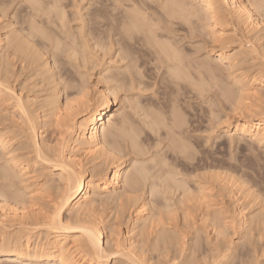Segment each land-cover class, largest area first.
Segmentation results:
<instances>
[{"label":"bare ground","instance_id":"1","mask_svg":"<svg viewBox=\"0 0 264 264\" xmlns=\"http://www.w3.org/2000/svg\"><path fill=\"white\" fill-rule=\"evenodd\" d=\"M6 1L9 2V0H6ZM15 1L13 0L11 4L15 3ZM76 1L80 2L82 0H76ZM22 2L23 4L24 2L28 3L27 7L28 6L30 7V9L28 8L29 12L32 11V12L39 13V11L41 12L42 9L45 10L43 6L45 2H42V0H21V3ZM60 2L61 0H50V1L48 0L46 2L47 4L46 5L44 4V5L47 6L46 8L47 15H48L49 10L50 12H53L54 10V12L56 13V14L54 13L56 15L55 21H58L57 24L59 23L58 25L57 24L56 25L58 27L60 25L61 28H65V25H67V23L69 22L66 21L65 19L66 13L65 11L61 10L63 6L60 4ZM87 2L89 3V7L87 10L88 11L87 13L88 21L91 25V31H90L91 33L88 35H90L89 36L90 41H92L93 39L95 40L93 44L91 46L88 45L89 40H84L86 36L82 37L83 41H75L74 34L70 32V29L69 30L67 29L64 33H65V39L68 38L69 39L68 41H61L59 40L57 36H56L57 37V40H56V37L54 36V40L56 41L54 40L48 41L49 44L46 43V41L44 42L45 44L48 45V47L46 45L45 46L42 45L45 47L44 49L46 48L48 49L50 47V49L52 50V51L51 50L49 51L51 52V54L48 52L49 56H46L47 54L41 51L43 48H40V49L37 48L38 46L35 45L36 43H34V41H31L32 40L31 37H33L32 36L33 32H34L33 35L35 34L34 35L35 37L37 36L35 32H37V34L40 33V35L45 34L42 31L40 32V30L37 27L33 26V24H36V20H34L33 18H36L35 16H38V15L37 14L31 15V13L30 14L27 13L31 16L35 15L32 18L33 20H31L33 22L30 21L31 18L28 17L29 15H26L27 18L25 19L26 21L27 19H29V21L31 22L30 23L27 21L26 24L27 25L30 24L31 29L30 28L29 29L30 31H33V32L31 33L29 32V34H26V32L29 30H26V31L24 30L25 34H23V32L20 31L21 28L20 30H18V28H13L14 26V23H12L13 21H10L11 19H7V17L11 15V12L10 14L7 13L8 12L7 10L9 9L10 11V8H11L10 3L9 4H5V2L0 3V7H3L0 10V106L7 107L8 105L9 107H11L12 105L13 107L17 108V110L19 111L20 117L18 115V111L17 113L14 110L12 111L15 112L14 115L17 114L19 119L21 118L22 120L21 122H23L24 124V125L21 124V127H19L20 130H17L20 132V135L18 134L17 137L18 136L20 137L21 134H23V132L25 133V131H26L25 134H27L26 137L28 136L27 138L28 144L25 147L22 145L23 147L20 146L22 148H16V147H19L20 145L19 144L18 146H15L14 148H12L13 150L11 149L9 150L8 146L11 145L12 139L14 137L16 139V136H15L16 134L13 135L14 131H12L14 128H16V125H15L16 121H15V124H12V125H15V127L12 129L13 126H11V123L13 120L9 118V122L12 120L11 123H9L7 120V124L11 126L10 127L12 129L11 131L8 130L6 133V131H4L5 129L3 130L0 129V230H1L0 231V264H117L119 257H121L119 260V263L121 262L122 257H123L127 261L131 262V264H147L148 260H146V258L144 257L145 252L150 253V251H154L155 253L154 252L153 253L158 256V253H163L167 251L169 252L168 255H170L171 252L168 250L169 246L171 247L172 243H174L171 248L177 247L179 244L176 245V243H178L180 240L182 241V236L184 234L182 236L181 234H179L180 236L178 235L179 230H181V228L179 229L177 227L178 224L177 226L173 225L174 227L176 226L178 228V232H176V230L165 228V225L167 223H163L164 224L163 225L161 220H163L164 218L165 219L167 218L164 215L168 214L170 216L169 214L170 210H172L171 213H173V211H176V213L174 212V214H177V211H180L182 209L185 202L193 203L192 200L195 199L196 197L200 200V197H202L201 195L204 194V191L207 189H205L206 187L204 185H202V188L200 186V190L202 193L199 192L200 190H197V192L201 195L200 197L196 196L195 195L197 194L196 192L193 193L189 191L190 189L189 187L187 188L186 186L187 180L186 179L183 180L184 179L183 172L178 170L179 167L183 165V161H182L183 154H184L183 152H187L186 150H188V148L186 146L188 144L184 143L185 140L183 138V128L186 125L184 123V127H183V115H182L183 112L182 114H180L177 108L179 105H178V99H177L178 97H176V95H178V90L180 88L182 89L181 83H183V80L185 78L187 79L188 76L190 77V75L187 72H185L186 64L184 63L183 50L179 46V43H178L179 41L177 43L173 41L174 36L172 35L174 34H172V31H171L172 26L169 27V25H171L170 20H173V21L178 20V21H181V23L184 22L189 25H195V26L197 25L198 29L200 28V29H203L202 31H207V33L206 32L205 33L210 36L211 41L217 42V45L219 42L221 44V42H224V41L225 43L226 41L227 42L232 41V43L236 41H240V43H238L237 46L232 49L234 52L231 51L233 52L231 55L225 53L228 48H226L225 44H223L224 46L222 45L221 46L222 48L220 47V54L217 56L215 60L217 61L215 65H217V63L218 64L220 63L219 65L223 64L226 66L229 72L227 76L228 79H230L229 87L231 86V88L227 86V83L229 81L224 82L222 80L223 82H221V80H219L220 79L219 75H217L218 73L215 72L217 70H215V68L212 67L213 66L211 65L212 63L208 64L209 62L205 61V63L203 62L204 64L203 63L200 64L201 67L200 66L198 67L203 69V71L205 72V75L207 76V77L205 76L206 78H209L210 81L214 82L212 83V86L213 87L217 86L220 89L219 91L221 94L219 96H222L224 101L229 100V102L231 103L234 101L235 102H242V101L250 102V108L244 107L245 114L248 113V116H246V118H243L244 116L240 118L239 121H237L233 125L230 131H226V130L225 131L228 133L230 132L231 134H236L240 138H246L249 141L258 144L259 146L264 145V114L262 112H260V114H257L259 112V109L260 110L262 109L261 108L263 107L262 105H264V100H262V96L264 97V95L262 94L261 96L258 93L259 91L264 89V0H87ZM50 14L52 13H49L48 16H50ZM155 15L161 16L163 18L166 17L167 19H164L163 21L162 20L163 18L162 19L158 18V19H161L163 21L162 22L161 20L160 21L157 20L158 16L156 18H153V16L155 17ZM24 17L25 15L23 16V18ZM49 19H52V17L50 16ZM165 20H168L170 23L168 24V22ZM51 21H54V20H51ZM173 21H172V24H174ZM54 22H51V23L53 24ZM164 22H167L166 24L168 25V27H166L167 25L164 24ZM160 23H163L165 27L164 26L162 27ZM22 26H23V23H22ZM169 28H171V30ZM227 28H229L230 30H228ZM37 29L39 30V32ZM228 33H231V35L227 36ZM77 34L78 35L80 34L79 36L83 34L82 28L81 29L79 28ZM238 36L240 38L239 39L237 38L238 40H236V37ZM47 37H50V36L48 35ZM97 39L99 41H96ZM240 39L245 40L246 43L248 44L245 46H248V47H245L244 45H242ZM128 41L132 43L136 41L134 44H139L143 48L144 47L147 48L148 51L146 50V52L151 54V55L149 54L147 55L151 57L153 56L152 61L157 62L155 63L157 64L156 65L157 66L156 69H158L157 72H159V69L164 68L165 74H167L168 76V77L166 76L165 77L168 78L167 79L168 83L173 86V89H172L173 91L171 90V92L175 95V97L170 98L168 102V107H165L166 109L165 112L163 110H160L161 106H160V109H157V110L154 108H151L154 110H151V109L148 110V108L144 110L143 108L139 109L140 106L137 107L138 108L137 110H140V111H142V109L144 110L143 111L144 120L143 118L142 120L143 121L146 120L144 122V127L149 130V134L147 133L148 136L150 134H154L153 136L156 137V135L160 133L159 134L160 139L162 138L163 141L164 140L167 141L166 148H165L166 151L163 153V155L161 154L160 158L157 159L158 161L156 164H155L156 158H152V157L151 159L150 157L149 159L145 158L146 161L148 160V162L149 160H152V161L154 160L152 167L150 165L149 167L145 165L146 161L145 159H143V157L147 155L146 149L143 148L142 146L143 142L139 139L140 133L138 132L139 133L138 134L137 132H135L136 128L134 131V128L132 127L130 123L132 121L129 122L126 119L128 116L125 117V114L124 116L122 114L121 115L119 114L120 117H118V115H115V112H113V107L117 105L115 104L116 102L115 100L117 99L116 92L118 89L121 88L120 83L121 82L126 83L125 81L123 82V79L125 78H122V79L119 78V76H123L122 72L117 71V69L119 70L121 67H116L117 68L116 72L114 71L112 72L111 67L108 63L109 66L100 71V74L98 75L99 79L96 80V85L94 84L96 87H93L95 89L93 100H90L86 97V94L88 95L86 91L89 88L87 86L89 85H88V80L85 82H83V80H84V76H87V75H84L83 77L79 76V79L76 78V80H81L82 78L83 80L81 81L84 83L83 85V83L81 84V82L78 81L80 85L78 84L79 86L78 85H77L78 87L76 86L77 87L76 88L77 90L75 89L76 93L78 96H80L78 99L72 100L73 97H71V100H70L69 99L70 96L67 97L68 96L67 95L62 100L61 92L64 93V89L62 90L61 89L62 87L61 88L55 87L57 86V84L62 85L60 84L61 82L56 80L57 77L55 78L56 73L54 72L55 71L54 64L58 60V58L60 59L62 57L60 59L61 61L58 60V63L64 62V64H66L67 61L70 64L72 61L75 62L76 60H79V58H81L82 60H85V56L83 54H85L86 50L87 49L95 50V48L99 49L104 54L106 53V51H108L109 53V50H113V48L115 50L117 47L118 49L115 50L114 52H117V55L116 54L115 55L118 57L119 63L122 61L124 62L125 60L127 62L128 60V62L125 64L123 68L124 71L128 70L131 73L134 72L135 74L132 73L133 76L140 75L139 78H142V77L144 78V76H142L143 74H140L141 65L137 64L138 63L137 61H139L138 58H135L134 56H132V53L136 51L133 48V46L135 45L132 43H130L129 45ZM139 45H138V48L141 47ZM78 48H81V51H79ZM140 49L142 50V48ZM141 50H139L138 52H140ZM141 52H140L141 54H144L143 51ZM62 54L67 58L64 61H63V56H61ZM106 54H104V56ZM50 57L52 58L51 59L52 62L50 61ZM12 59L16 60V62L20 64L19 65L20 69L21 67L25 68L28 66L30 67L32 66V69L34 70L32 72H35V75L39 76L41 80L44 81V83L47 82V85L44 86L42 81L38 78L40 80V83L43 84V86L40 84H37L36 86L35 82L38 79L37 80L34 79L37 77L31 76L30 74L32 72L30 73V70H28L30 73L28 75L30 76L29 79L35 80L34 85L36 87L32 85L33 87L32 89L35 90V88H37L38 85H40L41 87L40 86L39 87L42 88V92L40 90V93H42L43 95L46 93V95H44L43 97L40 95L38 96V94H40L38 92L36 93L37 95L36 97L34 94V97L36 98V100L34 101L33 99L28 98L30 97V95L28 97H26L27 95L21 96L22 94L20 93L23 92V89L21 90V88H23L22 86L20 87L21 92L19 89H18L19 92L17 90L18 93L16 92V90H14L13 88L14 87L13 84H15L13 83L15 82L13 81L15 80L14 77L15 76L16 78L20 77L19 73L21 72L15 71V73L19 74L18 76L13 72L14 77H12V79L13 78L14 79L12 80L13 82L10 81L12 74L9 73V71L11 70L12 65L10 64L11 66H9V62L10 63L12 62L13 64L14 60ZM16 62L14 64H17ZM150 63L152 62L150 61ZM241 63L243 65L246 64V66L248 65L247 66L248 72L246 70L247 73L245 72L242 73V71L246 69L245 67V69H242V71L239 72L241 70L240 68V70L238 71L239 74L231 73L232 72L231 70H233V68L235 69L238 66L241 67L242 65ZM7 66H9V71H7L8 70ZM14 66L15 65H13L12 68H15ZM19 66L17 65L18 68ZM70 66L72 65L70 64ZM23 71H26V70H23ZM234 71H236V69ZM127 73H125V75ZM126 78L128 79V77ZM228 79L226 78L225 81ZM128 82H130L129 86L132 87L135 81H133L130 77ZM111 83L113 84V86L110 85ZM140 83L139 85L137 84L138 87L140 86ZM163 83L165 82L163 81ZM224 83H226V85ZM207 84L209 85V83ZM213 84L216 86H214ZM222 84L226 87H223ZM197 86L201 88L200 87L201 83L200 85L198 83ZM43 87L44 88L49 87V88H45V90L47 89L45 92ZM66 88L68 89L69 87L67 86ZM141 88L142 87H140V89ZM72 89H73V86H72ZM128 89L129 88H127V90ZM31 90H29V92ZM43 90H44V93H43ZM201 92H203V90H201ZM219 99L216 98V100H219ZM3 113H5V110L2 112V115ZM9 113L8 115H10ZM261 113L263 115H261ZM6 116H4L3 119H6L7 118ZM116 117L120 119L117 120ZM0 118L2 117L0 116ZM3 119L2 120L0 119L1 121L4 122V124L0 122L1 126L6 125L5 123L6 120L4 121ZM17 121H20V120H17ZM142 123L140 122V124ZM18 124L19 123H17V125ZM49 125L51 126V129L54 130L53 132H55V130L58 132L59 136L63 135L64 137V134H67L68 137L60 139V142L58 141L56 145L52 146L51 141H48L44 138L42 139V133L45 130L44 127L48 128L50 127ZM3 128H5V126H3ZM6 128L8 129L9 126H7ZM42 128L44 129L43 131H42ZM225 128H228V126H226ZM8 132H12L11 135L13 136L12 138L5 140L4 135L6 134L7 136ZM25 134H23V136ZM159 137H158V142H159ZM234 138H230L231 142H232V139L234 140ZM152 139L154 140V138ZM16 140H17L16 143H18L19 142L18 139ZM19 140L22 141L23 139L22 140L19 139ZM23 141H26V139H24ZM12 142L15 144L14 141ZM159 145H157V147H159ZM75 152H81L83 153V155L90 157V161H88V163L90 165L92 164L91 167L84 168L85 165H82V162L75 156L74 154ZM77 154L78 153H76V155ZM125 156L131 157V159L129 160L130 162H132V165H131L132 169L131 167L126 166L127 161H123V158ZM33 161L41 163L46 168L50 167L52 169L51 173L49 174L50 178L46 179L47 181H45L46 183L43 184L42 190L55 189L57 194L53 199L49 200L51 203L50 202L48 203H50L51 207L45 211L42 210L44 208L39 209L37 212L34 211L33 207L35 206V203L33 200L34 198L32 197L34 194L32 195L31 193L23 194L21 193L22 192L21 190L20 192L19 190L16 189L17 187L14 188L15 178L17 179V182H20L22 184L24 183V181H26V178L29 179L30 175L31 176L32 174L34 175L33 168L35 166L33 168L31 166V163ZM181 162H182V165L180 166ZM39 163H36V164L39 165ZM155 165H156V168L158 166L159 167L158 169H156L157 171L154 170L155 172L153 173V171H150V169L151 168L152 170L153 168L155 169ZM169 165H170V169H169ZM171 165L175 166V167L173 166L174 170H171L172 169ZM55 172L57 173L54 174ZM55 177L56 179H54ZM209 178L211 179V177ZM232 181L228 182V185L226 183L227 185L226 189L230 191V192H227L226 194L228 195V193H231L230 194L231 198H233L234 200L233 202L236 204L235 206H237L235 218L238 220V222L236 225L234 224V226L236 227L238 225L239 227L237 228L238 229L240 228L239 231H241L243 228L244 235L246 231H250L251 232L250 234H252L254 229L250 227L253 225L254 219L252 218L253 216L250 217L252 213L250 214V211L248 210V206L251 204L250 202H247V203L242 202L243 197L242 195L240 196L239 194L240 188L234 181L233 182ZM25 186L26 185H24V187ZM147 187L149 189V192H148L149 196H148V193H146L147 194L146 196H148V198L150 196L156 199L160 198L161 203L165 204L163 207L164 211L162 207H160L161 204H159V206L157 207L158 209H157L156 203L154 204L151 201L155 205V207L150 206V198L148 200L145 197L144 192L142 193V191ZM223 188L225 189L224 186ZM22 189H27V188H22ZM190 192H191V195H190ZM206 192L207 191H205V193ZM102 195L104 196V198H102ZM192 195L195 196V198H193ZM189 196L190 197L192 196V199ZM100 197L102 198L100 202L108 203L109 205L113 204V206H115L113 207L115 208V214L113 213L115 220L119 219L118 218L119 216L121 215L123 216L124 214H126L128 210L130 211L128 213L132 215V222L130 221L131 222L130 227H127V229L124 230V232L121 235V238H118L117 236L118 231L116 230L115 225L110 224L109 222L107 224L103 223L102 219L100 220L98 216H96L97 214L96 215L94 214L97 212L95 210L96 209L95 205L96 203H98L97 198H100ZM197 198L195 200L196 202L198 200ZM203 200H204V197H203ZM170 203H172V205H170ZM254 203L253 205H257ZM173 204L180 205L181 208L179 206L176 207L177 206L176 205L174 206L175 207V210H174ZM210 206L209 208H211ZM171 207L173 209H171ZM176 208L178 210H176ZM209 208H207V210H209ZM187 209H189L188 206H187ZM187 209H185L186 210L184 211L185 213L183 212V209L182 211H180L181 214L183 213L184 215L186 214V217L182 215L183 219H185L183 223L186 222V225L184 224L185 226H188L189 223L192 224V222L187 223L186 221L190 213L188 212ZM220 209L221 208L212 210V213L215 211L214 214L216 215L213 214L214 215L213 216L211 213L212 215L211 219L210 217H207L208 221L210 220L209 224L207 220L205 221L203 219L204 223L201 224V226L206 225L204 227L205 230L202 227L203 232L205 231L206 234L209 233V231L207 232V230L211 226L210 228L212 229L215 228V230H212L214 232L212 234L217 235V237L220 236L221 232L216 231L217 226L226 225V224L223 225L224 223L222 221L224 216H220V217H223L222 219H220L219 216H217V214L220 212ZM249 209L253 210L252 207L251 208L249 207ZM167 210L169 211L167 212ZM194 210L197 211L198 209H194ZM207 212H210V211H207ZM260 212L258 211L259 214H261ZM203 213L204 212H202L201 216H203ZM221 214H223V211ZM255 214H257L256 211H255ZM256 217H257L256 218L257 221L255 222V225L257 224V222L260 221V219L258 220L257 215ZM262 217L263 216H261V220H262ZM225 219H228V218L225 217ZM220 221H222V224ZM259 224L260 223H258L256 229L260 227ZM249 225L251 226L249 227ZM255 225H253L254 228H255ZM260 225H262V223ZM245 226H248L249 229L244 231ZM13 227L19 228V230L15 231L16 228L14 229ZM192 227H193L192 225L188 227V230L189 229L192 230L189 232L190 235L191 233L192 235H194L195 234L193 233L194 231L197 233V231L194 230L197 227L195 228L193 227L194 229ZM206 227H207V230H206ZM202 229L200 233L198 232L199 234H201ZM220 229L222 230L223 227H220ZM238 229L236 230L235 228L236 231H238ZM184 230H185L184 232H186V227H184ZM197 230L199 231L200 228L199 229L197 228ZM223 230H224V232H222L223 236L224 234L227 235V232H228L227 229L224 228ZM199 234H197L198 237H200ZM197 236H196V239H197ZM205 236L206 235L204 234V237ZM193 237H191V239H193ZM207 237L208 239L209 237L211 238V236H207ZM185 239L186 240L189 239V243H185L184 241H182V243H185L186 247H187V244L188 246L191 245V242H190L191 239L187 237ZM214 239L216 242V238ZM220 240H218L219 243H216L218 244V247L216 248L218 249L223 248L224 250V246L226 243V242L224 243L225 239L223 241V244H224L223 247L219 246V244H221ZM181 241H180V246L182 245ZM205 241L206 239H204V242ZM229 241L231 240L229 239ZM248 241H250V236H249V239H247V244L249 245ZM213 242L214 241H212V247L216 249L214 247L216 246V244L215 243L213 244ZM208 243H211V241L210 242L208 241ZM208 243H205V245L207 246ZM197 244L200 245L201 243L200 242L198 243L196 241V246ZM231 244L232 243H230L229 245L231 246ZM185 245H183V247ZM229 245H227L228 248L230 247ZM210 247L211 245L209 246V250L211 251L212 247L211 248ZM228 248L226 249L225 247V250H227V253L233 250L232 249L231 251L228 252ZM192 250H193V253H191L192 255L190 254L191 259L193 255H195L194 249ZM223 250L221 254L222 258H223V255L226 253V252L224 253ZM188 251L191 252V249H188ZM218 251L221 253L220 249ZM198 252L201 254L202 252L201 246L199 247ZM184 253L185 251L183 252V254ZM215 253H217L215 254L216 256L218 255L220 257L217 251ZM227 253H226L225 258H227V260L229 261L230 259H228V256L230 258V255L229 254L227 255ZM208 254L212 256V254L214 253H207V255ZM162 255H164V253ZM207 255L205 254V257H207ZM148 256L150 255L148 254ZM186 256L187 258L186 257L185 258L188 259V254H186ZM163 257L166 258L165 255ZM167 257L169 258V256ZM214 257H213L214 260H212L210 263L209 256H208V261H209L208 264L209 263L210 264H221L219 262V260L222 261L220 259L221 257L220 258L217 257L219 258L218 261L216 260L217 258H214ZM201 258L202 257H200V261H201ZM233 258L235 259V257ZM147 259L150 260V258H147ZM193 259H194V262H196L195 259L197 258L193 257ZM203 259L201 262H199V264L201 263L204 264ZM223 260L225 261L226 259L223 258ZM115 261L117 263H115ZM124 261H123V264L125 263ZM159 261H160V258H159ZM228 261H226V264ZM173 262H175V260ZM197 262H198V259H197ZM165 263H166V260H165ZM183 264H186V263L183 262ZM190 264H192L191 260H190ZM205 264H207V261H205Z\"/></svg>","mask_w":264,"mask_h":264},{"label":"rangeland","instance_id":"2","mask_svg":"<svg viewBox=\"0 0 264 264\" xmlns=\"http://www.w3.org/2000/svg\"><path fill=\"white\" fill-rule=\"evenodd\" d=\"M3 1V2H2ZM12 1L13 0H9V2L8 1H6V0H0V3H4L5 2V4H9L10 3V7L12 8H10V11H9V9L7 10L8 12L7 13H9L10 14V12H11V15L9 16V17H7V19H11L10 21H13L12 23H14V26H13V28H18V30H20V28H21V32H23V34H25V31L26 30H29V31H27L26 32V34H29V32L31 33V32H33V31H30V24L29 25H27L26 23H27V21L28 22H30L31 20H36V24H33V26H35V27H37L39 30H40V32L42 31V32H44L45 34H47V35H40V33H38L37 34V32H35L36 33V37L33 35V33H32V36L33 37H31V41H34V43H36L35 45H37L36 47L37 48H43L41 51H43V52H45L47 55L46 56H49V53L51 54V52H49L51 49H50V47L47 49H44L45 47V45L48 47V45L47 44H45L44 42L46 41V43H48V41H53L54 40V36L56 37H58L59 38V40H61V41H68L69 39L67 38V39H65V31L68 29H70V32H72L73 34H74V36H75V41H83V36L85 37L84 38V40H89V42H88V45H92L93 44V42L95 41L94 39L92 40V41H90V39H89V36L90 35H88V34H90L91 32V25H90V23H89V21H88V15H87V13H88V7H89V3L87 2V0H82V1H76V0H61V2H60V4L63 6L62 8H64V9H62L61 8V10H63V11H65V16H66V21H68L69 23H67V25H65V28H61V26L59 25V27L57 26L58 24H57V22L58 21H55L56 20V13L54 12V10H53V12H50V10H49V12H48V15H49V13H52V14H50V16L52 17V19H49L50 18V16H48L47 14H46V8H47V6H45L47 3V1L48 0H42V2H45L44 4H43V6H44V9L45 10H43V12H42V10H41V12L39 11V13H36V12H32V11H30L29 12V9H30V7L28 6L27 7V5H28V3L27 2H24V4H23V2L21 3V0H14L15 1V3H13V4H11L12 3ZM18 1V2H17ZM50 1V0H49ZM6 2H8V3H6ZM16 5V6H15ZM17 5H19V6H17ZM24 5V6H23ZM26 5V6H25ZM3 7H0V10L2 9ZM27 10H26V9ZM29 8V9H28ZM43 8V7H42ZM17 9V10H16ZM50 9V8H49ZM12 10H14V11H12ZM32 10V9H31ZM52 10V9H51ZM21 12V13H20ZM27 13H31V15L32 14H37L38 16H35V15H33V16H31V15H29V14H27ZM55 13V14H54ZM77 13H79V14H77ZM8 14V15H9ZM21 14H22V16H21ZM54 14V15H53ZM14 15V16H13ZM25 15V17L23 18V16ZM26 15H29L28 17L29 18H31L30 19V21H29V19H27V21L25 20L26 18H27V16ZM79 15H81V16H79ZM36 17V18H33V17ZM79 16V17H78ZM158 15H155V17L153 16V18H156ZM22 17V18H21ZM33 18V19H32ZM158 18H163V17H161V16H158L157 17V20H161V19H158ZM164 19H167L166 17H164L162 20L164 21ZM22 22H21V21ZM51 20H54V21H51ZM154 20H156V19H154ZM161 20V21H162ZM162 21V22H163ZM165 21H167L168 22V24L170 23L168 20H165ZM171 21V25H169V27H171L172 26V30H171V28H169L171 31H172V34H174V35H172V36H174L173 38H171V39H173V41H175L176 43L178 42L179 43V46H180V48L183 50V59H184V63L186 64V68H185V72H187L189 75H190V77L188 76V78L186 79H184L183 80V83H181V86H182V89L180 88L179 90H178V95H176V97H178L177 99H178V110H179V112H180V114H182V112H183V127H184V123H185V127L183 128V138H184V143L185 144H188L186 147L188 148V150H186L187 152H183L184 154H183V165H182V162H181V164H180V166L181 167H179V169H178V167H177V169L178 170H180L181 172H183V176H184V179L183 180H187L186 181V183H187V188L189 187L190 189H189V191H191V192H193V193H197V194H195L196 196H199L200 197V195L201 194H199L198 192H197V190H200V186H201V188H202V185H204L205 187H203V188H205V189H207V190H205V191H207L206 193H205V191H204V194H202L201 196L202 197H200V200H202V201H200L197 197V202L195 201L196 200V198H195V196H193V198H195V199H193L192 201H193V203L192 202H189V203H187V202H185L184 203V206L182 207V209H183V212L184 211H186L185 209H187V206H188V208L189 209H187L188 210V212H190L189 213V216H188V214H187V216H188V220L186 219V221H187V223H189V222H192V224L191 223H189V225L188 226H185L186 225V222L185 223H183V221H185V219H183V216H185L186 217V214L184 215V213L183 214H181V212L180 211H182V209L180 210V208H181V206L180 205H174L173 204V207L174 206H176V207H180L179 208V210L180 211H177V214H174V212L176 213V211H173V213H171L172 212V210H170V208H169V210H170V216L167 214V215H164V216H166L167 218H168V220H167V218L165 219H163V220H161V222H162V224L163 223H167L166 225H165V228H167V229H172V230H176V232H178V228L180 229L181 228V230H179V232H178V235L179 234H181V236H182V241H184L185 243H189V239H185L186 237L187 238H190L191 239V237H193V239H191L190 240V242H191V245H189L188 246V244H187V247H186V245H185V243H182V241H181V243H182V245L180 246V241L178 242V243H176V245L177 244H179L177 247H173V248H171L172 247V245L174 244V243H172V245H171V247L169 246V248H168V250L171 252L170 253V255H168V253L169 252H163L164 253V255H165V257L166 258H164L163 256L164 255H162L163 253H158V252H156V253H158V256L157 255H155L154 253V251H150V253H148V252H145L144 254H145V258H146V260H148V262H147V264H156L157 262L159 263V264H164L165 263V260H166V263L167 264H183V262L184 263H186V264H190V260H191V262H192V264H199V262H201L202 261V259H203V262H204V264H205V261H207V264H208V256H209V260H210V263H211V261L212 260H214L213 259V257H214V255L215 254H217V253H215L216 251L218 252V254L220 255V257H221V254H222V250H223V248H219L220 250H221V253L218 251L219 249L218 248H216V247H218V244H216V243H219L218 242V240H220V238H221V240H220V242H221V244H219V246L221 247H223L224 246V244H223V241H224V239H225V241H224V243H225V246H224V250H225V247H226V249L228 248V246L227 245H229L230 243H232L231 244V246L228 248V252L229 251H231L232 249V251L231 252H229V253H227V250H223V252L225 253H227V255L229 254L230 255V258H229V256H228V259H230L229 261L227 260V258H225L226 257V253L223 255V258L224 259H226L225 261L223 260V258L221 257H219L218 255L216 256L215 255V257L214 258H217V257H219L222 261H220L219 260V262L221 263V264H226V261H228L227 262V264H264V145H262V146H259L258 144H256V143H254V142H251V141H249L248 139H246V138H240L238 135H236V134H231L230 132L228 133V132H226V131H230L231 129H232V127H233V125L237 122V121H239V119L240 118H242L243 116V118H246V116H248V113H246L245 114V109H244V107H248V108H250V102L249 101H242L244 104H245V102H246V104L244 105L242 102H229V100H226V101H228V102H226V101H224L223 100V98H222V96H219L221 93H220V89L216 86V85H214V86H216V87H213L212 86V83H214V82H212V81H210V79L209 78H206L207 76L205 75V72L203 71V69H201V68H199L198 66H200V64H202L203 62L205 63V61L206 62H209L208 64H211V65H213L212 67L213 68H215V70H217V71H215L216 73H218L217 75H219V80H221V82H228L227 83V86L229 87V84H230V79H228V70H227V68H226V66L225 65H219L218 63H217V65H215L216 64V62L217 61H215L216 60V58H217V56L220 54V47L223 45V44H225V47L226 48H228L227 50H226V54H232L234 51L232 50L233 48H235L236 46H237V44L238 43H240V41H236V42H234V43H232V41L230 42V41H226V43H225V41L224 42H221V44H220V42L218 43V45H217V42H213V41H211V39H210V36L208 35V34H206L207 33V31H202L203 29H198V27H197V25L195 26V25H189V24H186V23H181V21H178V20H170ZM172 21H173V23L174 24H172ZM31 22H33V21H31ZM30 22V23H31ZM51 22H54L53 24L51 23ZM167 22H164V24H166ZM22 23H23V26H22ZM25 23V24H24ZM34 23H35V21H34ZM181 25H180V24ZM55 24V25H54ZM57 24V25H56ZM161 25H162V27L164 26L163 25V23H160ZM159 24V25H160ZM160 25V26H161ZM167 25V24H166ZM174 25V26H173ZM16 26V27H15ZM29 26V27H28ZM177 26V27H176ZM187 26V27H186ZM165 27V26H164ZM166 27H168V25L166 26ZM30 28V29H29ZM61 28V29H60ZM79 28L81 29L82 28V32H83V34H81V36H79L78 34H77V32H78V30H79ZM37 29V30H38ZM228 30H230L229 28H227ZM25 30V31H24ZM39 30H38V32H39ZM174 32V33H173ZM176 32V33H175ZM179 34H178V33ZM206 32V33H205ZM64 33V34H63ZM77 34V35H76ZM50 36V37H47V36ZM208 35V36H207ZM230 36L231 35V33H228L227 34V36ZM172 36H170V37H172ZM192 36V37H191ZM57 37H56V40H57ZM63 40H62V39ZM240 38L239 36L238 37H236V40H238V39ZM65 39V40H64ZM183 39V40H182ZM203 39V40H202ZM56 40H54V41H56ZM241 40V43H242V45H248L247 43H246V41L245 40H242V39H240ZM96 41H99L98 39L96 40ZM245 41V42H244ZM129 42V45H130V43H132V42H130V41H128ZM136 41H134L132 44H134ZM213 42V43H212ZM44 43V44H43ZM49 44V43H48ZM220 44V45H219ZM234 44V45H233ZM42 45H44V46H42ZM135 46H133V48H134V50H136L135 52H133V53H135V54H133L132 53V56H134L135 58H138V60L139 61H137L138 63V65H141L140 66V74H143L142 76H144V78L142 77V78H139L140 77V75L139 76H136V75H134L133 76V74H135L134 72H130V71H128V73H127V71L125 70L124 71V66H125V64L128 62V60H127V62H126V60L123 62H120L119 63V59H118V57L116 56L117 55V52H114L115 50H117L118 48L116 47V49L114 50V48H113V50H109V53H108V51H106V53H104V54H106L105 56H104V54H103V52L102 51H100L99 49H97V48H95V50H92V49H87L86 50V52H85V54H83L84 56H85V60H82L81 58H79V60H76L75 62H71L70 64L73 66H70V64H69V62L67 61V63L66 64H64V62H60V63H58V60L59 61H61L60 59L62 58H58V60L55 62V64H54V72L56 73V75H55V78H56V80L57 81H59V82H61L60 84H62V85H64V86H62V85H59V84H57V86H55V84H54V86L55 87H57V88H61L62 90L64 89V93L63 92H61V96H62V100L67 96V97H69V99L71 100V97H73L72 98V100H75V99H78L80 96H78L77 95V93H76V88L80 85L79 84V82H81V84L83 83V82H85V81H87L88 80V85L89 86H87V87H89L88 88V90L86 91V93H88V95L86 94V97L88 98V99H90V100H93V98H94V88L93 87H96L95 85H96V80L97 79H99V77H98V75L100 74V71L102 70V69H105V68H107L109 65H110V67H111V71L113 72H116V67H121L122 69H123V71H122V69L120 70H118L117 69V71H119V72H122V75L123 76H119V78H125V79H123V82L125 81L126 83H120V85H121V90L120 89H118L117 90V92H116V102H115V104H117L116 106H114L113 107V112H115V115H118V117H120L119 116V114L121 115H123L124 116V114H125V117H127L126 119L130 122V121H132V122H130L131 123V125H132V127L134 128V131H135V128H136V131L135 132H139L138 134H139V139L143 142V144H142V146H143V148H145L146 149V156L145 157H143V159H149V157H150V159H151V157L152 158H156V162H155V164L157 163V159L158 158H160L161 157V154L163 155V153L166 151V140H164L163 141V139L161 138L160 139V133L159 134H157L158 135V137H159V142H158V137H157V135H156V137H154L153 135L154 134H150L149 136H148V134H149V130L147 129V128H145L144 127V122L146 121H143L144 120V113H143V111L144 110H146V108H148V110L149 109H151V108H154V109H160V106H161V109L160 110H163L164 112L166 111V109H165V107H168V102H169V100H170V98H173V97H175V95L171 92V90L173 89V86L172 85H170L169 83H168V78H166V77H168L167 76V74H165V70H164V68H162V69H159V72H157L158 71V69H156V65L157 64H155V63H157V62H153L152 60H153V56L151 57V56H149V55H151L150 53H148V52H146V50H147V48H143L141 45H139V44H134ZM138 45L139 46H141V47H139L138 48ZM132 46V45H131ZM224 46V45H223ZM245 47H248V46H245ZM140 48H142V50L140 49ZM222 48V47H221ZM78 50L79 51H81V48H78ZM133 50V49H132ZM139 50H141V51H143L144 52V54H141L140 52H138ZM52 51V50H51ZM148 51V50H147ZM196 51V52H195ZM231 51H233V52H231ZM49 52V53H48ZM150 52V51H149ZM140 53V54H139ZM103 54V55H102ZM116 54V55H115ZM147 54H149V55H147ZM115 55V56H114ZM184 55H185V57H184ZM61 56H63V61L64 60H66L67 58L62 54ZM144 56H145V58H144ZM60 57V56H59ZM65 57V58H64ZM103 57V58H102ZM143 57V58H142ZM195 57V58H194ZM188 58H190V59H188ZM210 60H209V59ZM52 58L50 57V61L52 62V60H51ZM149 59V60H148ZM11 60V59H10ZM9 60V61H10ZM12 60H14V59H12ZM142 60V61H141ZM186 60V61H185ZM15 62H16V60H14ZM13 61V64H12V62L10 63L9 62V66H11L12 65V67H13V65H15L14 67L15 68H12L11 67V70L9 71V66H7L8 68V70L7 71H9V73H11L12 75H11V78H10V81H12L14 78H15V80H13V81H15V82H13V83H15V84H13V88H14V90H16V92H17V90L19 89L20 90V87L22 86L23 88H21V90L23 89V92H21V90H20V94H22L21 96H26V97H28L29 95H30V97H28V98H30V99H33L34 101L36 100V93H40V90H41V92H42V88H40L41 86L40 85H42L43 86V84H44V86H46L47 85V82L46 83H44V81H42L41 80V78L39 77V76H36L35 75V72H32V71H34L33 69H32V66L30 67V66H28V67H25V68H22L21 67V69H20V64L18 63V62H16L17 64H14L15 62ZM83 61V62H82ZM150 61L152 62V63H150ZM213 61V62H212ZM66 62V61H65ZM116 62H118V63H116ZM80 63V64H79ZM108 63H109V65H108ZM143 63V64H142ZM203 63V64H204ZM11 64V65H10ZM78 64V65H77ZM145 64V65H144ZM146 64H147V66H146ZM242 64V63H241ZM245 64V63H244ZM17 65L19 66V68L17 67ZM79 67H77V66ZM81 65V66H80ZM116 65V66H115ZM240 65V64H239ZM63 66V67H62ZM105 66V67H104ZM216 66V67H215ZM220 66H222V67H220ZM243 66V67H242ZM248 66V65H247ZM246 66V64L245 65H241V67L240 66H238V67H236L235 69H236V71H234L235 69L233 68V70H231L230 72L231 73H235V74H239V72H241L242 71V69H245V67H246V69L245 70H243L242 71V73L243 72H245V73H247L248 72V67ZM65 67V68H64ZM76 67V68H75ZM93 67H94V69H93ZM113 67V68H112ZM191 67V68H190ZM201 67V66H200ZM219 67V68H218ZM143 68V69H142ZM149 68V69H148ZM155 68V69H154ZM196 68V69H195ZM226 68V69H225ZM239 68V69H238ZM240 68H241V70H240ZM15 69V70H14ZM88 69V70H87ZM113 69V70H112ZM115 69V70H114ZM223 69V70H222ZM23 70H26V71H23ZM28 70H30V73H29V71ZM150 70V71H149ZM193 70V71H192ZM240 70V71H239ZM246 70H247V72H246ZM15 71L16 72H21V73H23V74H21V73H19L20 74V77H17L16 78V76L14 77V73H15ZM145 71V72H144ZM196 71V72H195ZM203 71V72H202ZM224 71V72H223ZM239 71V72H238ZM14 72V73H13ZM86 72H87V74H86ZM130 72V73H129ZM227 72V73H226ZM237 72V73H236ZM125 73H127L126 75H125ZM161 73V74H160ZM203 75H202V74ZM17 76L19 75L18 73H15ZM31 75V76H35V77H37V78H34V79H40L41 81H42V83L43 84H41L40 83V80L37 82H35L36 83V86H37V84H40V85H38V87L40 88H35V90L34 89H32L33 87H32V85L33 86H35L34 84V79H29L30 78V76H28V75ZM66 74V75H65ZM106 74V73H105ZM104 74V75H105ZM131 74V75H130ZM159 74V75H158ZM220 74H222V75H220ZM225 74V75H224ZM84 75H87V76H84ZM148 75V76H147ZM199 75V76H198ZM60 76V77H59ZM65 76V77H64ZM79 76L80 77H83L84 76V80L81 78V80H83V82L81 81V80H76V78L77 79H79ZM136 76V77H135ZM158 76V77H157ZM166 76V77H165ZM206 76V77H205ZM12 77H14L13 79H12ZM62 77V78H61ZM126 77H128V79L126 78ZM130 77H131V79L133 80V81H135L133 84V86L132 87H130L129 85H130V82H128V80L130 79ZM133 77H135V78H133ZM138 77V78H137ZM147 77V78H146ZM152 77V78H151ZM160 77V78H159ZM163 77V78H162ZM200 77V78H199ZM63 78H64V80H63ZM158 78V79H157ZM162 78V79H161ZM228 79V80H226L225 81V79ZM137 79V80H136ZM139 79H141V80H139ZM161 79V80H160ZM127 80V81H126ZM165 82V83H163V81ZM204 80V81H203ZM223 80V81H222ZM20 82V84H19V82ZM33 81V82H32ZM79 81V82H78ZM141 81H143V82H141ZM200 81V82H199ZM11 82V83H12ZM22 82V83H21ZM78 82V83H77ZM136 82H138V83H136ZM141 82V83H140ZM193 82V83H192ZM211 82V83H210ZM33 83V84H32ZM74 84V85H72V84ZM77 83V84H76ZM139 83H140V86L138 87L137 86V84L139 85ZM186 83V84H185ZM198 83H199V85H200V83H201V88H199L197 85H198ZM207 83H209V85L207 84ZM79 84V85H78ZM95 84V85H94ZM122 84H126L125 86L124 85H122ZM143 84V85H142ZM145 84V85H144ZM183 84V85H182ZM225 85H226V83H224ZM17 87H16V86ZM78 85V86H77ZM83 85H84V83H83ZM93 85V86H92ZM111 86H113V84L111 83L110 84ZM137 87H136V86ZM203 85H205V86H203ZM223 85V84H222ZM35 86V87H36ZM48 86H50V85H48ZM69 87L68 89L66 88V87ZM70 86H71V88H70ZM72 86H73V89L75 90V92H74V90L72 89ZM77 86V87H76ZM127 86V87H126ZM154 86V87H153ZM25 87V88H24ZM75 87V88H74ZM134 87H136V88H134ZM140 87H142L141 89H143V90H141L140 89ZM165 87H166V89H165ZM172 87V88H171ZM191 87V88H190ZM198 87V88H197ZM203 87V88H202ZM208 89H207V88ZM223 87H226V86H224L223 85ZM227 87V88H228ZM16 88V89H15ZM45 88H49V87H45ZM45 88L43 87V89L45 90ZM127 88H129L128 90H127ZM195 88H196V90H195ZM211 88V89H210ZM229 88H231V86L229 87ZM33 91H32V90ZM70 89H72V90H70ZM140 89V90H139ZM148 89V90H147ZM187 89V90H186ZM191 89V90H190ZM206 89V90H205ZM19 90H18V92H19ZM29 90H31L30 92H29ZM44 90H43V93H44ZM47 90V89H46ZM46 90H45V92H46ZM61 90V91H62ZM67 90H68V92H67ZM192 90H193V92H192ZM199 90H200V92H199ZM201 90H203V92H201ZM173 91V90H172ZM17 92V93H18ZM184 92V93H183ZM196 92V93H195ZM207 94H206V93ZM118 93V94H117ZM195 93V94H194ZM261 96H262V94L264 95V89H262L261 91H259L258 92ZM34 94H35V97H34ZM64 94V95H63ZM154 94V95H153ZM168 94V95H167ZM201 94V95H200ZM210 94H211V96H210ZM44 96V95H46V93L43 95L42 93H40V94H38V96ZM181 95H182V97H181ZM194 95H196V96H194ZM217 98V99H219V100H216V98L214 97V96ZM32 97H34V98H32ZM77 97V98H76ZM161 97V98H160ZM206 97V98H205ZM213 97V98H212ZM201 98V99H200ZM204 98V99H203ZM215 98V99H214ZM27 99V98H26ZM29 99V100H30ZM193 99V100H192ZM203 99V100H202ZM186 100V101H185ZM262 100H264V97L262 96ZM31 101V100H30ZM207 101V102H206ZM225 103H224V102ZM32 102V101H31ZM92 102V101H91ZM131 102V103H130ZM181 104H180V103ZM204 102V103H203ZM220 102H222V103H220ZM234 103V104H233ZM149 104V105H148ZM151 104V105H150ZM241 104H243V105H241ZM7 105V104H6ZM9 105H11V104H9ZM153 105V106H152ZM159 105V106H158ZM163 105H165V106H163ZM182 105H184V106H182ZM231 105V106H230ZM236 105V106H235ZM239 105V106H238ZM249 105V106H248ZM140 106V107H139ZM149 106V107H148ZM152 106V107H151ZM182 106V107H181ZM224 106V107H223ZM234 106V107H233ZM263 107H261L262 109L260 110L259 109V112L257 113V114H260V112H262L263 114H264V105H262ZM1 107V109H0V116L2 117V118H0L1 120L3 119V117L4 116H6L7 118L6 119H3L4 121H5V123H6V125H0L1 126V128L0 129H5L4 131H6V133H7V131L8 130H12L14 127H15V125H16V128H14L15 130H16V132H18V133H16L15 132V130L13 129L12 131H14L13 132V135H15L16 136V139H18V143H16L17 142V140L15 139V137L12 139V141H14L15 142V144L11 141V145H9L8 146V148H9V150L11 149V150H13L12 148H14L15 146H18L19 144V147H16V148H22L23 146L25 147L27 144H28V136L26 137V135L27 134H25L26 133V131H25V133L23 132V134H25L24 136H25V138H24V136H23V134H21V136L20 137H22V138H20L19 136V138L17 137V135L19 134L20 135V132L19 131H17V130H20V128L19 127H21V124L22 125H24L23 124V122H21L22 120H21V118L19 119L18 118V116H17V114H15L14 115V113L16 112L17 113V108H15V107H13L12 105H11V107H9L8 105H7V107H5V106H0ZM35 107V106H34ZM137 107H139V109H141V108H143L142 109V111H140V110H137L138 108ZM186 107V108H185ZM239 107V108H238ZM12 108H14V109H12ZM32 108V107H31ZM136 108V109H135ZM163 108V109H162ZM234 108V109H233ZM34 109V108H33ZM154 109H151V110H154ZM165 109V110H164ZM181 109V110H180ZM208 109V110H207ZM214 109V110H213ZM239 109V110H238ZM242 109V110H241ZM253 109V108H252ZM5 110V113H3V115H2V112ZM12 110H14L15 112H13ZM119 112H117V111ZM134 110V111H133ZM211 110V111H210ZM234 110V111H233ZM8 111V112H7ZM137 111V112H136ZM139 111V112H138ZM201 111V112H200ZM237 111V112H236ZM239 111V112H238ZM244 111V112H243ZM6 112H7V114H6ZM10 112V113H9ZM13 112V113H12ZM192 112V113H191ZM212 112V113H211ZM234 112V113H233ZM8 113L10 114V115H8ZM117 113V114H116ZM139 113V114H138ZM244 113V114H243ZM261 113V115H263ZM6 114V115H5ZM138 114V115H137ZM251 114V113H250ZM18 115H19V111H18ZM209 115V116H208ZM260 115V116H261ZM187 116V117H186ZM195 116V117H194ZM213 116V117H212ZM256 116V115H255ZM14 117V118H13ZM19 117H20V115H19ZM139 117V118H138ZM9 118L10 119H12L11 121H12V123H11V121L9 122ZM130 120H129V119ZM142 118H143V120H142ZM211 118V119H210ZM116 119L117 120H119L120 118H117L116 117ZM146 119V118H145ZM190 119V120H189ZM0 120V122L1 123H3L4 124V122L3 121H1ZM7 120H8V122L9 123H11V126H13L12 127V129L10 128L11 126L10 125H8L7 124ZM17 120H20V121H17ZM214 120V121H213ZM15 121H16V124H15ZM218 121V122H217ZM21 122V123H20ZM140 122L143 124H140ZM214 122V123H213ZM222 122V123H221ZM223 122H225V123H223ZM17 123H19L18 125H17ZM133 123V124H132ZM12 124H15V125H12ZM214 124V125H213ZM223 124V125H222ZM135 127H134V126ZM139 126V127H137V126ZM193 125V126H192ZM219 125V126H218ZM222 125V126H221ZM3 126H5V128H3ZM7 126H9V128L7 129L6 127ZM18 126V127H17ZM48 126V125H47ZM50 126V125H49ZM142 126V127H141ZM215 126V127H214ZM226 126H228V128H225ZM17 128H19V129H17ZM45 128V130L42 128V131L44 130V132L42 133V139L44 138V139H46V140H48V141H51V145L53 146V145H56V143H58V141L60 142V139H62V138H67L68 137V135L67 134H64V137H63V135L62 136H59L58 135V132L55 130V132H53L54 130L53 129H51V126L50 127H44ZM50 128V129H49ZM53 128V127H52ZM140 128V129H139ZM145 129H147V130H145ZM184 129H186V130H184ZM198 129V130H197ZM215 129V130H214ZM50 130V131H49ZM226 130V131H225ZM143 131V132H142ZM53 132V133H52ZM57 132V133H56ZM189 132V133H188ZM193 132V133H192ZM11 133L12 132H8V134H7V136H6V134L4 135L5 136V140L6 139H9V138H12V136L13 135H11ZM21 133H22V131H21ZM146 134V135H144V134ZM148 133V134H147ZM186 133V134H185ZM142 134H143V136H142ZM231 134V135H230ZM235 135V136H234ZM147 136V137H146ZM152 136V137H151ZM7 137V138H6ZM58 137H59V139H58ZM235 137V138H234ZM152 138H154V140L152 139ZM157 138V139H156ZM187 138H188V140H187ZM230 138H234V140L232 139V142H231V139ZM19 139H26V141H20ZM146 141H145V140ZM2 140V139H1ZM16 140V141H15ZM152 140V141H151ZM160 140H162V141H160ZM21 142H22V144H21ZM25 142V143H24ZM146 142V143H145ZM239 142V143H238ZM14 145H13V144ZM155 143V144H154ZM159 143H160V145H159ZM147 144V145H146ZM23 145V146H22ZM157 145H159V147H157ZM20 146H22V147H20ZM149 146V147H148ZM147 147V148H146ZM150 148V149H149ZM149 150V151H148ZM163 151V152H162ZM149 152V153H148ZM160 152H162V153H160ZM76 153H78L77 155H76ZM187 155H186V154ZM75 154V156L82 162V165H85L84 166V168H90L91 167V165L88 163V161H90V157H88V156H85V155H83V153H81V152H75L74 153ZM154 154V155H153ZM159 154V155H158ZM191 154V155H190ZM152 155V156H151ZM154 156V157H153ZM158 156V157H157ZM126 157V158H125ZM124 158H123V161H127V163H126V166H128V167H131V165H132V162H130V160L129 159H131V157L130 156H125ZM185 157V158H184ZM187 157V158H186ZM27 158V157H26ZM194 158V159H193ZM86 159H87V161H86ZM146 159H145V161H146ZM160 160V159H159ZM152 160H149V162H148V160L145 162V165L146 166H148L149 167V165L152 167L153 166V163H154V160L151 162ZM186 161V162H185ZM35 163V164H34ZM36 163H39V162H32L31 163V166H32V168H33V173H34V175L32 174V176L30 175V177H29V179L28 178H26V181H24V183H20V182H17V179L15 178L14 180H15V183L17 182V183H19L20 184V186H19V184H17L16 183V185H15V183H14V188H16L17 190H21L20 192L21 193H23V194H25V193H31V195L32 194H34L32 197L34 198L33 200H34V203H35V206L33 207V209H34V211H38L39 209H42V208H44V209H42L43 211H45V210H48V208H50L51 207V205H50V201L49 200H51V199H53L55 196H56V190L55 189H51V190H42L43 189V184H45L46 182L45 181H47L46 179H49L50 178V176H49V174L51 173V171H52V169L50 168V167H45V166H43L41 163H39V165L38 164H36ZM148 163V164H147ZM150 163V164H149ZM186 163V164H185ZM33 164V165H32ZM41 164V165H40ZM87 164V165H86ZM40 166V167H39ZM42 166V167H41ZM158 166V165H157ZM173 166L174 165H171V167H172V169L171 170H174L173 169ZM208 166V167H207ZM45 169H44V168ZM159 167V166H158ZM158 167L156 168V165H155V169L153 168V170H152V168L150 169V171H153V173L155 172L154 170H156V169H158ZM175 167V166H174ZM191 168H193V169H191ZM131 169H132V167H131ZM169 169H170V165H169ZM202 169V170H201ZM241 170V171H240ZM149 171V172H150ZM157 171V170H156ZM188 172V173H187ZM190 172V173H189ZM196 174H194V173ZM57 172H55L54 174H56ZM152 173V172H151ZM152 173V174H153ZM204 174V175H203ZM212 174V175H211ZM192 175V176H191ZM199 177H198V176ZM208 175H209V177H211V179L208 177ZM38 176V177H37ZM191 176V177H190ZM196 176H197V178H196ZM216 176H218V177H216ZM229 176V177H228ZM234 177V178H232V177ZM36 177V178H35ZM203 177V178H202ZM208 178V180H207V178ZM191 180H189V179ZM196 178V179H195ZM206 178V179H205ZM213 178V179H212ZM228 178V179H227ZM230 178V179H229ZM45 179V180H44ZM54 179H56V177L54 178ZM207 180V181H205V180ZM223 179V180H222ZM236 181H235V180ZM204 182H203V181ZM234 181L238 186H239V188H240V191H239V194H240V196L242 195V197H243V200H242V202H250V204L251 205H249L248 206V210L250 211V217L251 216H253L252 218L254 219V223H253V225H255V222L257 221V217H256V215L258 216V220L260 219V221L259 222H257V224L255 225V228H254V226L252 225H249V227L250 228H252V229H254V231L252 232V234H250L251 232L250 231H246V233H245V235H244V233H243V228H242V232L241 231H239V229L237 228V227H239L238 225L235 227L234 226V224L236 225L237 224V222H238V220L235 218L236 216H235V214H236V209H237V206H235L236 204L233 202L234 200H233V198H231V193H228V195L226 194L227 192H230V191H228V189H226V186L228 185V182H230V181ZM220 181V182H219ZM232 181V182H233ZM238 182V183H237ZM241 184H240V183ZM226 183H227V185H226ZM24 185H26L25 187H24ZM41 185V186H40ZM197 185V186H196ZM222 186V187H221ZM223 186L225 187V189L223 188ZM29 187V188H28ZM199 187V188H198ZM22 188H27V189H22ZM228 188V187H227ZM244 189V190H243ZM193 190V191H192ZM227 190V191H226ZM14 191H15V189H14ZM146 191V192H145ZM45 192V193H44ZM48 192V193H47ZM144 192V194H145V197L149 200V198H150V206H152V207H155V203H156V208L159 206V204H161L160 205V207H162V209H163V207H164V205L165 204H162L161 203V199L160 198H158V199H156V198H152V196H150L149 198H148V196H149V189H148V187L147 188H145L143 191H142V193ZM191 192H190V195H191ZM200 193H202L201 192V190L199 191ZM250 192V193H249ZM146 193H148V196H146L147 194ZM209 193V194H208ZM242 193V194H241ZM138 194V193H137ZM140 194V193H139ZM199 194V195H198ZM208 194V195H207ZM245 194V195H244ZM252 194V195H251ZM53 195V196H52ZM192 196L190 197L191 199H192ZM211 196V197H210ZM48 197V198H47ZM203 197H204V200H203ZM213 197V198H212ZM252 197H253V199H254V201H253V199H252ZM36 198V199H35ZM102 198H104V196L102 195ZM101 197L100 198H97L98 200H97V202L98 203H96V213H94L96 216H98V218L101 220L102 219V221H103V223H110V224H113V225H115V227H116V230L118 231V234H117V236H118V238H121V235H122V233L124 232V230H126L127 229V227H130V225H131V222H132V215L130 214V213H128V212H130L129 210L127 211V213L126 214H124L123 216L121 215V216H119L118 218L119 219H114V214H115V208H113V207H115V206H113V204H108V203H102V202H100L101 201V199H102ZM202 198V199H201ZM208 201H207V200ZM213 199V200H212ZM158 200V201H157ZM245 200V201H244ZM247 200V201H246ZM43 201V202H42ZM154 203H152V202ZM157 201V202H156ZM48 202H50V203H48ZM163 202V201H162ZM201 204H203V205H201ZM255 202V203H254ZM164 203V202H163ZM173 203V202H172ZM172 203H170V205H172ZM234 203V204H233ZM253 203L254 204H257V205H253ZM36 204H37V206H36ZM40 204V205H39ZM192 204V205H191ZM206 204H207V206H206ZM218 204V205H217ZM45 205V206H44ZM108 205V206H107ZM211 205V206H210ZM203 206V207H202ZM209 206L211 207V208H209ZM213 206V207H212ZM35 207H36V209H35ZM110 207V208H109ZM190 207H191V209H192V211H191V209H190ZM201 207H202V209H201ZM205 207V208H204ZM216 207V208H215ZM249 207L251 208L252 207V209L253 210H250L249 209ZM207 208H209V210H207ZM219 208H221L220 209V212L218 213V212H216V213H218L217 214V216H219V218L220 219H222L223 217H220V216H224V218H223V225H225V226H217V229H216V231H218V232H221V234H220V236H218L217 237V235H215V234H212V233H214L212 230H215V228H208V230H207V227H206V230H207V232L209 231V233H207L206 234V232L204 231L203 232V229H204V227L206 226H201V224H203L204 222V220L206 221H208V218L207 217H210V219H211V216L214 214V212L212 213V210H214V209H219ZM158 209V208H157ZM160 209V208H159ZM171 209H173L172 207H171ZM194 209H198L197 211H195ZM199 209H200V211H199ZM156 210V209H155ZM169 210H167V212L169 211ZM174 210H175V207H174ZM176 210H178L177 208H176ZM223 211V214H221L222 213V211ZM131 211H132V209H131ZM163 211H164V209H163ZM195 211V212H194ZM207 211H210V212H207ZM248 211V212H249ZM255 211H256V213L257 214H255ZM258 211L260 212V211H262V212H260L261 214H259L258 213ZM193 212V213H192ZM200 212V213H199ZM202 212H204L203 213V216H201V214H202ZM114 213V214H113ZM187 213V212H186ZM197 213V214H196ZM211 213H212V215H211ZM229 213V214H228ZM128 214H130V215H128ZM191 214H192V216H191ZM100 215V216H99ZM111 215H112V217H111ZM127 215V216H126ZM175 215H177V216H175ZM183 215V216H182ZM199 215V216H198ZM214 215H216V214H214ZM213 215V216H214ZM227 215V216H226ZM255 215V216H254ZM261 216H263L262 217V220H261ZM111 217V218H110ZM120 217H121V219H120ZM179 217V218H178ZM192 217V218H191ZM225 217L226 218H228V219H225ZM124 218V219H123ZM206 218V219H205ZM230 218V219H229ZM114 219V220H113ZM170 219H171V221H170ZM182 219V220H181ZM204 219V220H203ZM225 219V220H224ZM112 220V221H111ZM120 220V221H119ZM123 220V221H122ZM190 220V221H189ZM192 220V221H191ZM229 220V221H228ZM235 220H236V222H235ZM131 221V222H130ZM165 221V222H164ZM182 221V222H181ZM196 221V222H195ZM210 221V220H209ZM209 221H208V224H209ZM222 221H220L221 222V224H222ZM227 221V222H226ZM119 223V224H118ZM122 223V224H121ZM200 223V224H199ZM229 223V224H228ZM258 223H262V225H260L259 224V226L260 227H258L257 229H256V227H257V225H258ZM177 224H178V226H177ZM185 224V225H184ZM195 224V225H194ZM164 225V224H163ZM167 225H169V226H167ZM173 225H176L175 227L173 226ZM190 225H192L194 228L195 227H197L198 229L200 228V230L198 231L197 230V228H193L194 230H196L197 231V233L194 231L193 233H195L194 235H192V233H191V235L189 234V232L190 231H192L191 229H189L188 230V227H190ZM232 225V226H231ZM186 227V232H184L185 230H184V227ZM201 226V227H200ZM227 226V227H226ZM169 227V228H168ZM173 227V228H172ZM202 227H203V229H202ZM219 227V228H218ZM220 227H223V229L225 228V229H227V235L226 234H224V236H223V234H222V232H224V230L222 229H220ZM232 228V229H230V228ZM236 228V230L238 229V231H236L235 230V228ZM247 227V228H246ZM249 227L248 226H245V228H244V231L245 230H247V229H249ZM14 228V227H13ZM12 228V229H13ZM16 228V227H15ZM14 228V229H15ZM228 228H229V230H228ZM119 229V230H118ZM201 229H202V232H201V234H199L200 233V231H201ZM220 229V230H219ZM17 230H19V228H16V230L15 231H17ZM205 230V229H204ZM1 231V230H0ZM231 231H233V232H231ZM236 231V232H235ZM199 232V233H198ZM211 232V233H210ZM225 232V233H226ZM240 232V233H239ZM185 233H186V235H185ZM206 235L205 237H204V234ZM197 234H199L200 235V237H198L197 236ZM209 234V235H208ZM189 235H190V237H189ZM216 237H215V236ZM242 237H241V236ZM180 236V235H179ZM196 236H197V239H196ZM207 236H211V238L209 237V239H208V237ZM227 236V237H226ZM249 236H250V241H248V243H249V245L247 244V239H249ZM253 236V237H252ZM202 237H203V239H202ZM220 237V238H219ZM184 238V239H183ZM214 238H216V242H215V239ZM244 238H245V240H244ZM204 239H206V241L204 242ZM211 239V240H210ZM214 239V240H213ZM218 239V240H217ZM229 239L231 240V241H229ZM242 239V240H241ZM201 240V241H200ZM202 240H203V242H202ZM227 240V241H226ZM234 240V241H233ZM251 240H252V242H251ZM187 241V242H186ZM196 241L199 243H201L200 245L199 244H197V246H196ZM208 241L210 242L211 241V243H208ZM212 241H214L213 242V244L215 243L216 244V246H214L216 249H214L213 247H212ZM244 241V242H243ZM229 242V243H228ZM236 244H235V243ZM243 242V243H242ZM205 243H208L209 244V246L211 245V251L209 250V246H208V244H207V246L205 245ZM246 243V244H245ZM175 245V246H176ZM183 245H185L184 247H183ZM235 247H234V246ZM196 246V247H195ZM201 246V254L198 252L199 251V247ZM204 246V247H203ZM182 247H183V249H182ZM189 247V248H188ZM195 247V248H194ZM206 247H207V249H206ZM204 248V249H203ZM145 249V248H144ZM177 249V250H176ZM188 249H191V252L190 251H188ZM192 249H194V254L196 255H193V257L194 258H197L198 259V262H197V259H195V261L196 262H194V259H193V257H192V259H191V256H190V254L191 253H193V250ZM235 249V250H234ZM196 250V251H195ZM210 252H209V251ZM213 250V251H212ZM216 250V251H215ZM180 251H181V253H180ZM185 251V253L183 254V252ZM205 253H204V252ZM215 251V252H214ZM235 253H234V252ZM154 252V253H153ZM189 252V253H188ZM197 252V253H196ZM150 255V256H148V254ZM166 253H167V255H166ZM176 253V254H175ZM179 253V254H178ZM207 253H214V254H212V256L211 255H207ZM232 253H233V255H232ZM152 254V255H151ZM159 254H160V256H159ZM186 254H188V259H186L187 258V256H186ZM197 254H199V255H197ZM205 254L207 255V257H205ZM235 254V255H234ZM184 255V256H183ZM192 255V254H191ZM232 255V256H231ZM167 256H169V258L167 257ZM199 258H198V257ZM241 256V257H240ZM163 257V258H162ZM186 257V258H185ZM200 257H202L201 258V261H200ZM233 257H235V259L233 258ZM120 258L121 257H119L118 259L120 260ZM147 258H150V260L149 259H147ZM152 258V259H151ZM159 258H160V261H159ZM168 258V259H167ZM172 258V259H171ZM175 258V259H174ZM189 258H190V260H189ZM219 258H217L216 260L218 261V259ZM157 259H158V261H157ZM170 259V260H169ZM184 259V260H183ZM241 259V260H240ZM117 260V259H116ZM119 260L116 262L115 261V263H117V264H121V262H122V264H123V261L125 262L124 264H126V263H128V264H131V262H129V261H127L125 258H123L122 257V260H121V262L119 263ZM175 260V262H173ZM186 260V261H185ZM215 260V261H216ZM127 261V262H126ZM156 261V262H155ZM168 261V262H167ZM188 262V263H187ZM157 263V264H158ZM165 263V264H166ZM209 263V264H210ZM202 264V263H201Z\"/></svg>","mask_w":264,"mask_h":264}]
</instances>
